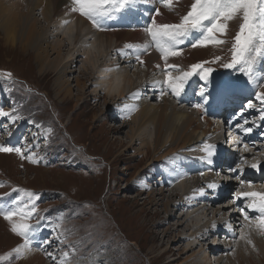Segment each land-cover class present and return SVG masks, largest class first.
I'll return each instance as SVG.
<instances>
[{
	"label": "rangeland",
	"instance_id": "rangeland-1",
	"mask_svg": "<svg viewBox=\"0 0 264 264\" xmlns=\"http://www.w3.org/2000/svg\"><path fill=\"white\" fill-rule=\"evenodd\" d=\"M192 2L193 0H181V2H178L184 3L187 7L184 13L180 15L186 14ZM4 6L11 7L9 0ZM23 6H25V4H23ZM23 6L20 7L22 11L25 10ZM66 7L68 9L72 7L71 3L67 2ZM41 12V9L35 10L33 17L41 19ZM167 14L173 17L174 15H178V11L175 9H168ZM179 19L180 17L177 19V22H174L179 23ZM43 22L44 21L41 20L39 26H42L47 31V24ZM240 23L241 20L239 18L229 22L228 34L226 37L229 43L222 47L209 45L208 47H188L187 49H182L183 54L176 57L180 61V69L182 71H187L193 64L203 61H212L215 56H221L223 58L221 62L208 63L205 64L204 67L215 69L212 75L219 78H221L220 75L225 70L234 72L235 69H224L221 67V64L228 62L231 58L229 52L231 41L239 30ZM68 24L72 23L69 21L67 24L61 25V28ZM145 36L147 37L146 34ZM55 39L57 40L59 38L55 37ZM55 39L49 37L45 38V43L51 45L56 41ZM68 41L70 40L68 39ZM88 41L87 51H91L92 54H95L96 49L94 48V44H92L93 40L91 39ZM82 42L85 41H81L80 43ZM40 46L43 47L42 40H39V47ZM67 54L68 48L63 47L60 51V55L50 53L49 51L44 58H40L38 56V49L32 45L29 47V45L25 43L24 36L21 32L18 33L16 30H11V32H6V34H4L0 29V73H12L11 79L0 75V79L6 82H0V90L2 91L1 86H3L4 92L10 94L9 98L12 100L13 106L9 111L12 115L21 117V119L16 120L15 123L10 122L11 119L9 117H5L7 119L5 122L8 123L6 127L10 123L11 127L17 126L14 129L20 127L23 131H26L24 136L18 139L23 145V147H21L23 151L25 150L23 149L25 145L32 147L36 141H38V146L40 147L35 151L39 153L34 154L38 161L37 163H30L27 159H21V157L15 153H0V184L3 185L0 187V199L7 196H14V200L19 199L22 203H28L30 199L33 200L37 207L38 216L44 218L40 227L46 229V234H35L34 239L37 241H34L36 245H33V252L17 259L12 250L23 243V240L21 237L13 234L10 230V224L5 221L3 217H0V256H6L12 253L3 264H55V262L46 255L45 251L38 250L41 246V242L45 239L53 240V243L46 247L47 252L50 250V252L54 253L57 259H59L61 254L67 251L69 253V262L76 263L79 260L97 259L98 255H101L103 252H106L104 258H108V261H110L109 264H112V261L114 264H166L168 262H171L170 264H181L189 257L199 254L201 244L196 246L198 240L188 237L181 242L170 243L173 249L172 252L175 253L173 257L171 255L172 253L161 255V249L157 246L161 236L158 234L156 238L154 237L156 233H159L161 230L175 223L173 222L169 225L168 222L172 221L174 216H172L171 219H167V216L160 212L163 209L161 206H152L149 203L152 198V194H149L150 190L142 191L144 184L154 183L152 178H144V183L140 184L141 179L137 177L139 170H141L146 165L148 159H150V153H148V156L143 157L142 155L134 157L132 155V149L138 146V141L135 142L136 144L133 145V148L125 149V145L120 146L119 141H126L125 133L134 127L133 124L125 126L123 132L119 134L112 131L107 132L109 126L120 125L116 122L119 123L123 118L118 121L109 118V112H114V108H112L113 105L110 104L104 107L102 104L104 100L103 97L98 100H95L93 97L92 91L98 88V86H95V81L97 80L96 83L100 81L96 79L97 73H94V79L91 81L94 86L90 85L89 81L85 80V76L82 77L80 75L86 88L82 99L79 101L76 100L78 89L70 77H74L78 73L75 71V73L72 74L73 76L67 74L65 79L69 78L70 80L66 82L64 81L65 79H60V75H58L60 63L57 68L54 67L55 69H52V65L50 64V62L57 58L65 57L66 60ZM76 54L77 53L72 57L73 59L71 58L72 61H74ZM80 54L81 55L77 56V59L84 61L87 53L81 52ZM195 56H198L199 59ZM112 58L114 57L112 56ZM61 62L63 64L64 61ZM81 64L82 63L76 64L75 69L78 70ZM136 65L140 64L137 63ZM144 68L140 65L135 68L133 66L130 72L127 69L123 70H127L128 74L133 77L135 85L138 81L143 82L146 80L145 73L147 69ZM262 68L261 73L260 70L258 72L261 76H264V64ZM135 71H140L138 74L139 78L136 76L134 77ZM158 71L160 72L159 68H157L155 72H149L151 74V79L161 80L156 73ZM172 74L179 75L180 73L178 71H173ZM235 74L236 76H231L228 78L227 82L241 83L242 80L248 81L247 76L243 79L244 76L240 70L239 73L236 72ZM261 76L256 74V83L254 84H258L264 89V78H261ZM162 78L161 81L165 79V74ZM120 79V87L123 86L126 93L129 86L122 81V78ZM68 83L70 84L69 86ZM214 86L215 83L213 84V87ZM68 88L72 89L71 94L73 97L65 101L62 98ZM144 88L150 89L148 86H144ZM144 88L141 90L143 94L146 93ZM164 88V91L168 94L163 97L171 103L174 102V96L168 91L166 86ZM58 89L61 91V94H58ZM159 96L160 95L152 98L151 92H149L147 97L143 95L141 98L144 100L149 99L147 100V104H160L161 97L157 100ZM0 97L4 100L3 95L0 94ZM201 97L202 96H198L197 98ZM134 99L136 100L137 98ZM130 100L131 95L125 97L121 102ZM8 104H10V102ZM177 104L176 106L178 107L185 108L189 111L193 110L192 106L191 109H189L190 105L188 102ZM122 106H124V104L121 103L120 107ZM9 111L6 112L10 114ZM135 114H137V110L131 113V117ZM113 115H115V113H113ZM101 119H103V121H101ZM200 122L205 126V121L201 119ZM31 124L36 125V130L34 132ZM37 125L40 127H37ZM153 126V123L147 126L149 130L148 137L153 136ZM21 129L19 133L23 134ZM49 129L51 131H49ZM9 130L10 129H5V134H8ZM28 132H33L37 135L34 134V138L29 139ZM5 138L6 137L3 139ZM1 139L0 137V144L6 145V142H2ZM42 151L43 154H41ZM54 154L57 155L56 158L58 161L54 163L53 160L54 164H50L48 159ZM119 154L124 155H120L117 160H114ZM256 157H254L253 160H256ZM169 158L171 157H167L163 160L162 166H167L165 162L169 161ZM260 158H264V156ZM262 161L264 162V160ZM161 169L162 168L157 169L155 173L159 175ZM157 175L153 176V178L155 177L157 179L155 182L158 183L157 187H159L162 181ZM197 176L198 179H202V176ZM206 180L209 184L214 183V179L213 182H210L212 180L211 177ZM175 181L176 180L171 179V182ZM182 182H185V179H177V183L181 184ZM189 182L190 183L186 184H188V186L192 185L191 181ZM76 186H78L79 190L75 189ZM201 188H204L205 194L208 193V190L205 189L208 187L203 185ZM23 190L34 193V197H28ZM194 192L196 191H193L191 194L195 195ZM6 193L9 195H5ZM176 200H179V197H177ZM200 202L201 201H196L195 207L192 209L199 208L202 204ZM216 203L217 202L206 204L212 207L211 212H209L210 219L216 218L215 223L218 224L221 222V220H218V217L222 216L220 215L222 213L216 214V217L214 216V212L212 211L216 210ZM214 204L215 206L213 207ZM219 206H222L221 203ZM231 206L232 203L229 202L225 208H217V210H227ZM186 207L188 208V205ZM0 208H2L1 202ZM154 210H158L159 215L154 213ZM233 210L239 214V210ZM164 218H166L167 223L157 226L156 223H158L159 220H164ZM197 219L198 215H194L192 220L188 221L187 224L193 226ZM30 222L35 224L36 220L33 219ZM56 225H60V227L57 228ZM38 232H41L40 229L37 233ZM60 233H64L66 237V241L63 244L55 240V237ZM8 235H10V237ZM239 237L240 236H237L232 240L236 241ZM213 238L215 239V235H213ZM244 244L249 249L253 248H250L252 245ZM117 246H120L122 250ZM191 246L193 249L184 255V251L188 250ZM206 248L207 247L204 246V251L199 257L211 254L210 248ZM152 249L154 250L152 251ZM178 249H184L183 253L179 252ZM233 249L234 248L229 249L228 251H224L223 249L221 252H223V254L227 252L230 255ZM123 250H125L124 252L126 253H123ZM178 256H180V258H178ZM186 256L188 257L186 258ZM100 257L102 256H99V258ZM214 263H216V260ZM96 264L104 263L100 260Z\"/></svg>",
	"mask_w": 264,
	"mask_h": 264
},
{
	"label": "bare ground",
	"instance_id": "bare-ground-1",
	"mask_svg": "<svg viewBox=\"0 0 264 264\" xmlns=\"http://www.w3.org/2000/svg\"><path fill=\"white\" fill-rule=\"evenodd\" d=\"M7 1L8 0L0 1V29L4 34H6V32H11V30H16V32L18 33L21 32V34L24 36L25 43L29 45V47H31L32 45L38 49V56L40 58H44L49 53V51L50 53H56L57 55H60V51L63 47L68 48L66 60L65 57H61L50 62V64L52 65V69H55L54 67L57 68L60 63V68L58 69L59 73L57 72L58 75H60V79H65V76L67 74L73 76L72 74L75 73V71L78 73L76 76L70 77L72 78V82L74 81L75 86L78 89V93L76 94L77 101L82 99L84 90L86 88L85 83L80 78V75L82 77L85 76V80L89 81L90 85H93L91 81L94 79V73H97L96 79L100 81L99 83H96L97 80L95 81V86H98V88L92 91V95L95 100L103 97V103H100H102L104 107H107L110 104L113 105L112 108H114V112L116 114H119L121 117L126 114L123 110L124 106L120 107L121 103L130 107L135 105L137 109H139L137 110V114H135L130 119H122L119 123H117L120 125L109 126L107 132L112 131L116 134H119L123 132L125 126H127L128 124H133L134 127L130 129V131L125 133L126 141H119L120 146L125 145V149L133 148V145L136 144L135 142L138 141V146L132 149V155L134 157L143 155L144 157L148 156V153H150V159H148L146 165L141 170H139V172L137 173V177L141 179L140 184L144 183V178L153 179L154 183L144 184V188H142V191L150 190L149 194H152V198L150 199L149 203L152 206H161L163 209L160 212L167 216V219H171V217L174 216L173 220L168 222L169 225H171V223L173 222L175 223L174 225L161 230L159 233H156L154 237L156 238L158 234L161 236L159 244L157 245L161 249V255L172 253L171 255L173 257L175 253L172 252L173 249L172 246H170V243H178L185 238L190 237L198 240L196 242V246H199L198 244H201V249L199 254L197 255L189 257L188 259H186L188 257L186 256V258H184L186 259V261L181 264H264V236L259 235L255 230L251 231L250 237L255 244V250H253V248H247L243 240L238 239L236 241H230V238L224 239V237L222 236H219V238L222 237L221 241L217 239V243V240L215 239V243L213 245H210L209 242L215 231L212 227L213 224H216V218L210 219L209 217V212H211L212 207H209V205L206 204L208 202H200L202 204L200 207L196 206L199 207L197 209L189 210V208L186 207L187 203H185L183 198L186 195L193 193V191L200 189L201 186L206 183V179L213 176V165H217L220 162L216 154L221 153L220 148L225 144L223 140L218 141L217 137L221 136V134L223 135V137H225V133H223L222 128L217 127L216 130L213 128V124L209 120L211 107L208 105H205V107L201 108L200 111H189L185 108L176 106L175 102H169V100H167L165 97L160 98V104H147V100L149 99L146 98L147 100H144L143 98H141L143 95L147 97V94H149V92H151L152 98L160 95V92L158 91V84L156 83V81L161 80L153 78L151 79V74H149V72H155V70L157 69L155 65L157 64L161 65L159 69H162L164 67V62L160 59V53L156 51L155 48H149L146 53H139L141 55V58L145 61L144 67L147 69V72L145 73L146 80H144L143 82L138 81L134 85L133 77L128 74L127 70H129L130 72L133 66L135 68L137 66L139 67L140 65H136L138 62L130 55L126 54L125 57H120L118 53L120 54L122 49L119 48L120 45L132 43V41L123 43L126 39L133 40L135 38H140L141 32L125 30H112L111 32L95 31L82 16L71 13L70 9H67L66 3L68 2V0H9V4H11V7L4 6ZM151 2L152 0L149 1V3ZM23 4H25V6H23ZM21 6H23L25 10L22 11V9L20 8ZM156 8H160L162 12V15L157 17L158 22H176L177 17L175 15L173 17H170L168 14L165 15V10L161 3L160 5H156ZM37 9L42 10L41 19L33 17L34 11ZM128 9L124 10L122 12V15H125ZM174 9L178 11L177 16H180V14L183 13V11L186 9V6L185 4L178 3L175 5ZM147 15L151 17L152 15H154V12L151 14L147 13ZM41 20L44 21L43 23L47 24V31L42 26H39ZM65 20L70 21L72 24H68L61 28V25L64 24L63 22ZM84 30H86V33L83 32ZM48 37L52 39L58 37L59 39H55L56 41L49 45L45 43V38ZM68 39L70 41H68ZM91 39L93 40L92 44H94V48L96 49L95 54H92L91 51H87V41ZM39 40L43 41V47H39ZM81 41L85 42L80 43ZM81 52L87 53L84 61L77 59V56L81 55ZM75 53H77L76 57L74 58V61H72V57ZM112 56L114 58H112ZM195 57L199 59L198 56ZM61 61H64L63 64ZM134 61L136 62L135 65H133ZM78 63L82 64L78 67L77 70L75 69V67ZM169 63L180 65V61L176 57H170ZM109 69H111V71ZM139 72L135 71L134 77H138ZM162 76H164V74H160V77ZM120 78H122V81L124 83H127V85L129 86V89L126 93L124 87H120ZM69 80L70 79L68 78L64 81L68 82ZM225 80L226 78H224L222 82H224ZM69 85L70 84L68 83V86ZM144 86H148L150 89L144 88ZM225 87L226 86L224 84L217 86V88ZM143 88L146 92L144 94L141 93V90ZM162 88L163 87H161L160 89ZM71 91L72 89L68 88L62 99L65 101L70 100V98L73 97ZM137 91L140 93V96L135 100V97L132 96V94L136 93ZM57 92L58 94H61V91L59 89ZM220 94L222 99L226 97L223 93L220 92ZM130 95V101L121 102V100ZM4 107L5 102L2 97H0V111H3ZM259 109H261V107ZM229 113H232V111H230ZM108 117L114 119L109 115ZM201 119L202 121H205V126H203V124L200 122ZM114 120L118 121L117 119ZM5 121H7L5 117H0V126ZM101 121H103V119H101ZM151 123L154 124L153 136L148 137L149 130L147 126ZM5 126V129H9ZM16 127L17 126H15V128ZM260 127L261 130H264L263 124ZM11 133L12 135H15V131L12 130ZM27 134L29 137H32L30 132H28ZM205 144L215 145L216 154L212 157V164H208L206 161L201 160V157L206 155L201 150ZM247 146L248 150H245L244 147L242 148V152L244 154H249L250 152L254 151L253 147L249 145ZM120 155L124 154L117 155L114 160H117ZM169 156H172V158H169V161L165 162L167 166H162L164 162L163 160ZM223 158H225V156ZM248 159H253V157H248ZM188 162H191L192 165H188ZM262 166H264V163L262 164ZM187 167H192V170L196 171H188ZM159 168H162L160 171L161 178L159 177L162 183H160L159 187H157L158 183L155 182V180L157 179L155 177L153 178V176L157 175L155 171ZM199 172L204 173V175H202V179H198L197 175H199ZM171 179H174L176 181L171 182ZM177 179H185V182H182L181 184L177 183ZM189 181H191L192 185L188 186V184L186 183H190ZM75 189L79 190L78 186H76ZM205 189L208 190L207 199H211L210 194L212 193L213 189ZM194 193L195 195H198L197 191ZM177 197H179V200H176ZM212 212H214L213 214L215 217L216 214L222 213L220 214L222 216L218 217V220L221 221L227 212H231L229 215L230 220L238 222L237 217L239 215L235 210H233L232 207L228 208L227 210L223 209L220 211L216 209ZM154 213L159 215L158 210H154ZM194 215H198V219L193 224V226H190L189 224H187V222L192 220ZM203 219L205 220L203 221ZM165 223H167L166 218H164V220H159L156 224L157 226H161ZM239 227L240 226H237L236 230ZM212 231L213 234H211ZM248 232L249 229L247 228L246 233ZM236 235L238 236V234ZM8 236L10 237V235ZM204 246L207 247L206 249L212 248L213 250H216V253H213L214 255L206 254L205 256L199 257V255L204 251ZM251 247L252 246H250V248ZM232 248H234L235 251H232L230 255L227 252H225L224 254L223 252H221L223 249L224 251H228ZM192 249L193 248L191 246L186 251H184V249H178V251L181 253H183L184 251L183 254L186 255ZM153 250L154 249H152V251ZM124 251L125 250H123V253H126ZM48 252H50V250ZM105 254L106 252H103L101 255H98L97 259L95 258L85 260L86 262L84 260H79L77 263L70 262V264H96L100 260H102L104 264H109L110 261H108V258H104ZM99 256L102 257L99 258ZM178 258H180V256H178ZM215 260L216 263H214ZM68 261L70 260L68 259ZM170 263L171 262H168L166 264ZM112 264H114L113 261Z\"/></svg>",
	"mask_w": 264,
	"mask_h": 264
},
{
	"label": "snow or ice",
	"instance_id": "snow-or-ice-1",
	"mask_svg": "<svg viewBox=\"0 0 264 264\" xmlns=\"http://www.w3.org/2000/svg\"><path fill=\"white\" fill-rule=\"evenodd\" d=\"M149 0H72V7L70 9L73 13H78L80 16L85 17L91 22L93 28L98 31L104 32L109 29L103 24L105 20H114L118 13L123 12L128 8L135 7L137 4L148 3ZM179 0H160L164 8L174 10L175 5ZM162 15L161 9H154V15L151 16L150 23H148L143 31L149 38L143 44H128L125 47L136 51L135 60L141 65L145 66V61L141 58L139 53H146L149 48L154 47L160 53V59L164 62L165 79L163 84L166 85L168 91L177 99L185 92V86L193 76H199L201 81L207 85L212 77L215 69L211 67H204L208 63L221 62V56H215L212 61H203L190 66L187 71H182L178 64L169 63L170 57H177L182 54V49L179 47L183 45L190 38H194V34H199L198 38H194L191 47H208L209 45L215 47H222L229 43L226 39L228 34L229 22L237 18L241 20L239 30L232 38L230 52V60L221 64L224 69L239 70L248 78L249 82H255L256 72L255 68L259 62L264 61V0H193L190 8L186 14L180 16L179 23H160L157 17ZM69 21L65 20L63 23L67 24ZM160 68L161 65H155ZM111 71V69H109ZM173 71H178L179 75H173ZM11 79L12 73H0ZM160 84L161 81H156ZM168 94L164 90L160 91V96ZM135 98H139L140 93L137 91L132 94ZM199 95L205 97L204 88L201 89ZM256 99L264 104V92H257ZM207 98L205 97V103ZM194 107L201 109V104H196ZM248 109L255 108L256 106L249 101L246 105ZM125 115L123 119H130L131 113L138 110L136 106L124 105ZM261 119L264 120V109H260ZM13 123L21 119L18 115H10L7 112L0 111V117H9ZM248 121L245 120L243 124H236V127L245 133L252 131L251 127H245ZM37 127H40L37 125ZM49 131H51L49 129ZM239 143V141H237ZM245 150L248 146L244 145ZM206 155L201 157V160L212 164V157L216 154L215 145L205 144L201 149ZM0 153H15L21 159H27L30 163H37L34 155H26L21 147L5 146L0 144ZM247 160L242 156L235 167L229 168L230 173H236L238 170L243 171L244 164ZM251 168L261 171L262 165L260 161L249 165ZM204 175V173H200ZM183 178V177H181ZM239 178L238 176L236 177ZM243 184V181H241ZM3 185L0 184V187ZM213 190L217 189L219 185L211 183L207 186ZM19 191V190H18ZM25 191V194L32 198L34 193ZM199 195H205L203 188L196 190ZM9 195V194H5ZM188 201V208L195 207L196 197H185ZM236 199H246L250 203L245 207L257 213L254 218H250L249 212L245 208H241V214L245 221L248 223L241 227H247L248 233L242 232L239 239L243 240L246 244L252 245L255 250V244L250 238L251 231L255 230L259 235L264 236V192L252 191L241 192L237 194ZM13 207L8 209L0 208V217L10 224V230L13 234L21 237L23 243L18 245L12 250L15 257L18 259L26 253L33 251L34 236L40 228L43 217L38 216L37 207L33 200L28 203H22L19 199L13 200ZM36 220L33 224L30 221ZM62 219V218H61ZM60 227V225H56ZM215 228V224H213ZM229 230L231 226L229 225ZM58 243H65L66 237L64 233H60L55 237ZM53 243L52 239H45L41 242L38 250L45 251L46 255L51 258L55 264H70L68 261L69 253L63 252L59 259L52 252H47L46 247ZM74 251V249H73ZM235 251V249H233ZM12 253L6 256H0V264L11 256Z\"/></svg>",
	"mask_w": 264,
	"mask_h": 264
}]
</instances>
